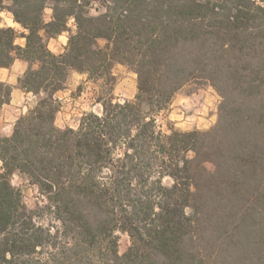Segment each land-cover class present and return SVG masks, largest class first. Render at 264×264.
<instances>
[{"label": "trees", "instance_id": "16d2710c", "mask_svg": "<svg viewBox=\"0 0 264 264\" xmlns=\"http://www.w3.org/2000/svg\"><path fill=\"white\" fill-rule=\"evenodd\" d=\"M88 2H0V9L31 31L17 56L29 66L40 62L39 71H28L19 87L55 90L75 68L89 72L93 81L106 76L100 95L107 96L115 82L109 70L121 63L138 73L140 90L138 103L119 111L106 101L103 122L88 119L86 133L53 129L54 109L47 101L37 116L18 121L10 140L0 139V233H5L0 264H18L17 255L32 253L37 245L40 259L24 264H49L42 255L49 243L60 246L59 254L48 253L51 264H264V8L254 0H113L107 14L92 18L85 11ZM99 2L106 6V0ZM46 4L55 17L47 26L41 20ZM69 15L76 16L78 34L70 51L53 57L37 33L44 29L55 36ZM13 36L12 29H0V67L11 64ZM97 37L108 43L93 50ZM189 83L210 84L218 93L217 124L208 132L154 136L155 119L144 123V115L156 116ZM9 91L0 85V103L7 102ZM133 127L137 134L127 139ZM189 148L192 159L186 158ZM16 171L37 186L42 206H26L20 188L10 183ZM164 175L176 180L171 190L160 186ZM154 203L161 211L153 219ZM188 204L194 214L184 217ZM42 213L50 216L49 228L55 227L53 218L60 220L63 233L57 229L53 235L43 223L36 227L33 217ZM17 224L20 235L8 231ZM117 228L139 241L123 258L115 257L117 245L109 241ZM5 252L12 253L11 261Z\"/></svg>", "mask_w": 264, "mask_h": 264}, {"label": "clouds", "instance_id": "9594fccd", "mask_svg": "<svg viewBox=\"0 0 264 264\" xmlns=\"http://www.w3.org/2000/svg\"><path fill=\"white\" fill-rule=\"evenodd\" d=\"M5 5L10 6V0H0ZM82 0H77V3H81ZM254 4L259 8H264V0H254ZM113 0H106V6H102L99 0H89L86 5L85 11L88 17L98 18L101 15H105L109 12V8L113 7ZM123 15L127 16V9L123 10ZM122 18V17H121ZM54 9L53 7H48L47 4L41 10V20L42 23L47 26L54 22ZM10 28L13 30L14 36L12 40V47L8 55L11 58V64L7 67H0V85H7L10 89L9 97L6 103H0V112L4 113V117L0 120V139H11L15 133L16 124L22 117H28L30 113L37 116V109L42 107L47 101L51 102V107L54 109L52 115L53 119L50 121L51 127L60 133L64 134L66 132H71L73 134L86 133L89 131L86 121L92 117L103 122L105 118V102L109 103L113 108L123 109L126 105H134L138 103V96L140 90L138 88L139 76L138 73L131 71L126 65H121L117 63L113 68L109 70V74L112 77H116L117 69L125 75L124 83L128 87L124 91H119L113 88L108 92L107 96H101V86L105 83L107 77L100 76L96 78L95 81L90 79V73L87 71H80L72 68L68 71L64 77L63 82L59 88L53 90L52 88H45L41 86L35 90H26L19 87V82L24 79L28 71H39L40 62L34 61L31 66L27 60H22L17 56L16 48L23 50L27 46L28 37L31 35L30 29L19 24L13 14L7 10V8L0 9V29ZM249 31H252L250 28ZM22 34V35H21ZM78 34V24L75 15H69L65 19L64 29L58 32L55 36H46L44 29L38 31L37 35L41 36V43L44 45L45 50L53 57H60L70 51L69 45L71 38ZM108 43L105 38L97 37L95 45H93V50H95L98 45L100 49L104 48V45ZM227 47V45H225ZM189 87L188 84H182L179 89H177L170 98L167 108L160 109V115L162 116L165 111H168V116L165 120L159 119L153 114L149 113L144 115V123H148L150 120L155 119L156 128L153 135L156 136L160 133L162 136L170 137L173 132L167 127L168 121L174 122V129L181 133H192V132H208L210 131L218 122L219 114L217 110L218 97L214 94L212 96L206 97L203 104L197 107L195 104H191L190 97L183 95V92ZM194 87V85H193ZM78 89H85L80 95L75 96L74 93ZM212 88L209 86L208 92H212ZM145 112L148 109L145 108ZM118 118V117H117ZM83 125V126H82ZM137 129L135 127L129 129V136L127 139H131L136 136ZM100 139L107 140V135L105 132H98ZM81 136H77V139ZM122 140L125 137L121 138ZM75 142V141H74ZM111 141L107 142V147L111 148ZM105 147V145H104ZM123 147L127 148L129 155L132 153V149L127 147L125 143ZM186 158L192 159L195 156L194 151L189 148L186 150ZM120 158H123V151L119 152ZM166 158V157H165ZM3 161H0V172L4 169L2 168ZM183 159L179 160L178 166L183 167ZM108 172L107 169L104 170ZM109 175L111 173H108ZM80 175H85V171L81 170ZM15 176L16 173L12 174V179L10 183L15 186ZM159 176H153L151 179L155 180ZM97 180L100 179L99 176L96 177ZM70 181L65 180L64 188H67ZM176 184V180L169 175H164L160 180L161 187H167L169 190L172 189L173 185ZM135 186V182H133ZM191 191H194V186L190 187ZM141 199H145L141 197ZM159 200V198H157ZM172 207L173 205H169ZM119 209H117L118 211ZM131 213V208L128 209ZM161 211V206L159 203L153 204V215ZM53 217L55 215V207L52 208ZM184 217H190L194 214V210L191 205H185L182 209ZM33 222L36 227H41V222H37L36 218L33 217ZM52 223L55 227L49 228L47 222H43L42 226L48 228L49 232L55 235L57 229L63 233L64 229L61 226V222L58 219L53 218ZM194 224V221H190ZM146 227H151V224L144 222ZM140 232L144 240H148V235L144 232L143 227H141ZM9 232H15V234L20 235V225L17 224L15 229L11 225L8 227ZM5 233H0V241L3 240ZM120 229L117 228L113 230L109 241L114 240L117 248L115 251V257L123 258L129 249H133L139 244L136 239L135 243L133 238L128 237V233L124 232L123 237H128L127 246L125 248H120L121 240L116 239L120 236ZM196 237L193 235V240ZM71 246V245H70ZM41 253V247L37 245L35 251L32 253L25 252L22 255H17L16 260L18 264H24V262L31 260L40 259L37 256ZM48 253L57 255L60 253V246L57 244L53 248L52 244L47 245V250L42 254L43 259H47L49 264H51V257ZM112 252H109V256ZM4 257L6 260L11 261L13 259L11 252H5ZM160 259H164L162 256ZM112 264V261H110Z\"/></svg>", "mask_w": 264, "mask_h": 264}, {"label": "rangeland", "instance_id": "374dc122", "mask_svg": "<svg viewBox=\"0 0 264 264\" xmlns=\"http://www.w3.org/2000/svg\"><path fill=\"white\" fill-rule=\"evenodd\" d=\"M48 7H51L50 4H48ZM119 64H121V63H119ZM121 65H124V64H121ZM129 70H131V69H129ZM124 79H125V75L123 73H121L119 69H117V75L115 77V82L112 86V89L116 88L121 92L124 91L128 87V85H126L123 82ZM188 85H189V87L187 90H185L183 92V95L190 97L189 102L191 104H195L197 107H199L200 104L204 103V100L206 99V97L212 96L213 94L219 98L217 101V105L219 104L220 96L218 95V93L215 91V89L210 84H207V83H189ZM193 85H194V87H193ZM209 86L212 88V90H213L212 92H208ZM82 91H86V90L85 89H81V90L78 89L77 92L74 93L75 96L80 95ZM167 116H168V111H165L162 116L160 115V112L156 115V117H158L159 119H162V120H165L167 118ZM173 123L174 122L168 121L167 127L169 130H176L173 127ZM206 166L209 169L213 168V165L210 162L206 163ZM15 173H16L15 186L20 188V190L22 192L23 201L26 204V206L30 209H35L38 205L42 206L44 203V198L39 193L37 186L35 184L30 183L23 174H21L17 171ZM11 179H12V175H11ZM36 220H38L41 223H43V222L48 223L50 221V216L48 214L43 215V213H42V215L36 216ZM120 232H121V235L118 236V240H121V244L119 245V247L122 249V248H125L127 246L129 236L123 237L124 232H122V231H120Z\"/></svg>", "mask_w": 264, "mask_h": 264}, {"label": "crops", "instance_id": "0c3cea01", "mask_svg": "<svg viewBox=\"0 0 264 264\" xmlns=\"http://www.w3.org/2000/svg\"><path fill=\"white\" fill-rule=\"evenodd\" d=\"M20 59H22V58H20ZM22 60H24V59H22ZM73 95H75V94H73ZM3 117H4V113L3 112H0V120H2Z\"/></svg>", "mask_w": 264, "mask_h": 264}]
</instances>
